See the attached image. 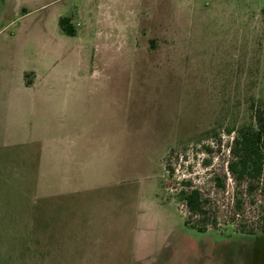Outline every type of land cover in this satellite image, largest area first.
I'll return each instance as SVG.
<instances>
[{"label": "rangeland", "instance_id": "rangeland-1", "mask_svg": "<svg viewBox=\"0 0 264 264\" xmlns=\"http://www.w3.org/2000/svg\"><path fill=\"white\" fill-rule=\"evenodd\" d=\"M58 12L85 42L69 72L100 140L93 174L118 170L136 177L135 189L121 200L96 189L73 207L63 198L72 209L57 214L31 181L28 224L0 213V264H264V170L252 194L237 189V215L226 168L236 130L252 122L250 105L264 113V0H0V116L19 71L40 66ZM87 44L98 63L82 64ZM215 177H225L224 189ZM191 188L222 211L203 233L185 224L178 199ZM241 225L256 234L239 233Z\"/></svg>", "mask_w": 264, "mask_h": 264}, {"label": "crops", "instance_id": "crops-1", "mask_svg": "<svg viewBox=\"0 0 264 264\" xmlns=\"http://www.w3.org/2000/svg\"><path fill=\"white\" fill-rule=\"evenodd\" d=\"M63 17L60 12L54 15L56 27L52 32H45L47 41L40 66L19 71L16 93L6 96L5 112L0 116L3 117V126H0V213L6 214L2 218L5 222L7 218L22 229L29 220L31 181L36 182L38 198L51 200L56 213L64 208L71 210L69 206H74L73 199L79 195L87 205L90 192L96 189L107 191L120 200L126 191L124 188L135 189L136 177L130 183L127 179L131 176H119L118 170L111 178L93 174V155L102 154L100 145L94 146V139L100 140L95 137L97 128L93 127V122L78 109V97L72 90L78 85L79 78H73L69 72L77 67L79 43L84 46L85 42L79 41L78 33L72 37L63 34L58 24ZM69 19L73 26L74 22ZM89 45L80 52V57L87 60L82 64L95 62ZM61 68L68 71L63 74ZM30 73L35 78L26 84L24 76ZM69 86L70 95H67L62 89ZM46 114L56 116L50 118ZM33 133L37 136H32ZM31 167H34V173H30ZM63 198L66 199L63 203L71 204L62 206Z\"/></svg>", "mask_w": 264, "mask_h": 264}, {"label": "trees", "instance_id": "trees-1", "mask_svg": "<svg viewBox=\"0 0 264 264\" xmlns=\"http://www.w3.org/2000/svg\"><path fill=\"white\" fill-rule=\"evenodd\" d=\"M58 24L63 34L70 37L75 35L69 18H60ZM250 109L252 110V122L236 130L229 149L231 160L226 167L236 189L232 204L235 214L242 212L244 206L242 195L237 189L244 186L245 193L252 194L258 188L264 170V113L254 102L250 105ZM224 179L225 177L214 178L217 188L224 189ZM183 184L190 183L185 181ZM178 199L187 212L185 224L199 233L208 231L209 226L216 224L217 214H222V211L220 212L216 208L214 212H211L209 197L202 195L197 188L181 190L178 193ZM258 221L257 228H259L260 234H264V211ZM240 228L238 232L241 234H256L255 230L248 226L241 225Z\"/></svg>", "mask_w": 264, "mask_h": 264}]
</instances>
